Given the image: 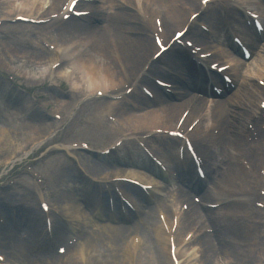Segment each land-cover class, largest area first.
I'll list each match as a JSON object with an SVG mask.
<instances>
[{"label":"bare ground","instance_id":"1","mask_svg":"<svg viewBox=\"0 0 264 264\" xmlns=\"http://www.w3.org/2000/svg\"><path fill=\"white\" fill-rule=\"evenodd\" d=\"M13 0L7 1V8L9 9L8 15L11 13L12 16H26V17H33L35 14V8H38L39 6L42 8V2L43 0H18L21 2V4H24L29 12L26 10V8H23L21 11L16 10L19 9L14 4H12ZM68 0H51V9L49 10V15L58 13L62 6L66 3ZM97 2L103 3V6H108L110 9L108 12L105 8H96V11L102 16L103 22L110 24L114 22L115 18L116 20L122 19L121 17H126V19L130 16H132V12H130L129 9H134L138 12V15H140L143 12V8H141L143 5L147 6L150 5V10L153 13V17L158 14L157 12H161L163 16V25L167 29L168 32L171 31V29L178 27L179 23H184L185 26L187 23V19L185 21V13H180L175 11V9L178 8L179 5H188L195 4V0H96ZM40 4V5H39ZM86 5V4H85ZM90 5V4H88ZM87 6V5H86ZM90 9H83L80 11H87L91 9H95V6H90ZM156 10V12L154 11ZM34 10V11H33ZM27 11L28 13H26ZM24 12L25 15H21L19 13ZM207 12H204L202 15L205 17ZM111 14V15H108ZM121 14V15H120ZM95 13L87 17L86 19L96 18ZM12 17V18H14ZM202 17V16H201ZM111 18V19H110ZM123 18V19H124ZM83 19V18H82ZM110 19V20H109ZM69 24L67 22V26L64 28V25L61 27L58 33V37H62V39L56 40V48H58V51L55 54L43 56L38 55L39 60V66L40 68H43L44 66H48L53 56H60L62 52V47H64L63 52L67 51V48L70 45H79L84 47V44L90 43L89 50L91 51L89 55H87V52L82 56L78 53V48L76 47L74 50L71 48L70 52L72 54L70 55L71 61L70 65L75 66L78 68V75L77 78L79 79V82L81 80H87L93 90L97 89H114L119 86V83H123L127 79L130 81H133L134 79V73L133 69L135 68V65L137 63H140L143 61V57L147 55L148 53H151L154 49V44L147 43L146 45H141L138 43L137 40H128L127 38L122 37H114L113 32H111V29L107 30H98L95 28V30H92L91 33L84 38L80 34V29L83 26V24H80L78 21L73 20ZM128 21V20H127ZM209 22V17L207 16L204 19V22ZM124 22V21H123ZM236 22L241 23L240 20H236ZM210 23V22H209ZM53 24H57L54 22ZM204 24V23H203ZM143 25H145L143 23ZM182 25V26H183ZM195 25V24H194ZM183 26V27H184ZM214 28L213 35H215V30H219L218 24L216 21H214V24H212ZM182 27V28H183ZM64 28V29H63ZM86 29V28H85ZM84 29V33H87V30ZM134 31H137L136 29H133ZM83 33V32H82ZM188 35H192V37L198 36V32L193 29V26L190 27L189 31L187 32ZM203 35V34H202ZM107 36H110V38L114 39L116 42V49L120 51V55L117 56L118 59L114 58V63H111L107 60H103L102 58V51L105 49V38ZM205 35H203L204 37ZM152 37V33H151ZM206 38V37H205ZM211 41V39H209ZM59 43V44H58ZM72 43V44H71ZM216 46H213V49L216 51L217 56L220 57L221 60H230V53L222 52L221 44L222 42L217 39L216 40ZM205 44H202L204 46ZM174 47V46H173ZM221 48V49H220ZM112 50V47L110 48V51ZM264 48L262 49V51ZM16 52V51H15ZM141 56L139 59L134 57L135 55L140 54ZM171 52V51H170ZM61 53V54H60ZM89 53V52H88ZM169 53V52H168ZM167 53V54H168ZM113 55V53H112ZM170 56V55H169ZM173 56V57H172ZM179 56H183V52L181 49H175L174 54H171L170 57H172L170 60L173 61L174 66L169 68L168 73L175 74L177 77L181 76H188L189 78H186L187 85L198 87L199 83L197 81V75H193L192 66L190 63L185 62L184 60L181 61V58ZM146 60V59H145ZM130 63V64H129ZM129 66L130 69L127 68ZM263 71H257L258 74H261V76H264V65L262 66ZM128 70V71H127ZM43 73V72H42ZM69 73V72H68ZM133 75V76H132ZM132 76V77H131ZM245 77H242L240 81V87L238 84V88H240V92L236 93V95L232 96V98L226 99L224 102L216 103L212 105H207L206 103L201 104L200 102H197L195 106L192 107V110L188 117L186 118V124L189 125L188 122L192 121L194 122V118H201V122L203 124L196 127V135L198 137H201L205 135L203 132L204 127L207 124L216 126L220 123L226 124V138L225 142H222V144H217L215 141V138L212 136L207 135V138L210 139L211 143H208V146L210 149H213L214 153L221 157V166L225 163L227 166V174L223 175L221 172L217 173L216 178H214L216 186L214 193L215 194H209L204 193L202 196L203 198H207L210 200H216V198H221L222 195L227 194L228 192L231 193V197L236 198L237 194L235 189H233L230 184L233 183V181H236L238 185H241L243 192L246 194H249L253 198L256 197V188L258 187V182H253L254 186L252 185L251 179L253 175H248L247 173L243 172V170L239 167H235L229 164L228 160L232 162L233 156H236L239 153H245V154H253V156L257 157L260 153V151L264 150V145L260 146H253V145H246L242 142V130L237 129V125L243 121L248 124L255 123L258 124L261 121L260 118V103L261 101H264V88H256L255 92H247L248 90V84L246 83V80L244 82ZM174 82L179 83L178 80H175ZM126 83V82H125ZM185 85V86H187ZM133 93H137L136 96H130L127 98H124L120 102H108V106L105 105L99 106L98 114L101 115L102 113H107L108 111H111L113 107L120 106L121 110L124 111V109L128 108L127 112L124 111L128 116L124 118L123 121L129 120L131 121V127L130 131L134 132L135 130L139 129H145V128H165V129H174L176 126V123L180 116L183 115L185 112V107L190 105V100L185 101V96L182 98H179L177 101H180L182 103H167L165 101V98L162 96H158L157 103L162 104L163 106L160 107L158 110H151V111H143L140 109L142 103L139 102V105L137 100L138 98H142L141 94L137 92V90H133ZM131 94V95H132ZM16 102L18 99H21L24 103L21 104L23 109L27 107L29 113L32 114V116H38V113L36 109L33 107L27 106L25 104V99L21 95H12V98ZM244 102H252V105L250 109L244 108L242 105V101ZM258 103V108H257ZM68 102L65 103L67 105ZM26 105V106H25ZM147 107L148 102L145 104ZM135 106L136 109H135ZM139 106V109H138ZM229 115L231 117L230 121L227 120H221L225 119L226 115ZM181 118V117H180ZM194 120V121H193ZM264 122V121H262ZM247 124V125H248ZM239 126V125H238ZM106 129V128H105ZM37 131L34 133L35 137L41 136L43 132L46 130L44 126H40L36 129ZM41 130V131H40ZM240 130V131H239ZM107 131V129H106ZM44 138V137H42ZM11 141L8 137L5 138L4 135L0 133V146L3 144L8 143ZM152 144H155V141L159 140H151ZM161 142V141H160ZM178 142H168V148L166 151L159 149L158 145H154L158 151L164 155L165 158L168 160H174V153L173 149H175V146ZM254 151V152H253ZM253 152V153H252ZM227 153V157L225 154ZM255 171V168H254ZM253 180V179H252ZM94 188L92 186L85 185L82 189V193L84 194L87 201H89L91 204L94 202ZM205 200V199H204ZM173 200H166V203H171ZM235 205H239L238 201H235L233 204L229 203L225 205L223 208L218 210H208L207 213H209V216L212 220V223L215 227V235L219 238L220 245H222L221 250H226L228 254H234L235 252H240L241 255L244 256L246 252L250 254L251 252H255V247L253 246L252 249L248 248L245 249L243 246L241 249V244L246 245L247 241L255 242L257 239L253 237L245 228V225L241 222L235 221L232 219V213H227V210L229 207L238 208ZM244 213L248 216L250 222L253 218V215L260 214L261 212H258L254 209H244ZM197 213V208L193 206V214ZM168 217L171 215V210L168 209L167 212ZM150 216L145 218L144 227L146 229V232H144V236L146 238L147 245H151L150 252L153 255V258L155 260V264H168L169 260L167 259V238L165 234L160 230L159 224H153V227L150 226ZM155 226V227H154ZM183 227V224L181 225ZM149 230V231H148ZM109 232V231H108ZM103 235V234H102ZM112 237L115 238L117 243H119L120 238L117 235H113ZM113 238V239H114ZM230 238L238 239V243L231 246ZM258 240H260L258 238ZM264 240V238H263ZM22 244V243H21ZM201 247L205 248L207 255L209 251L211 250V244L210 240L207 237H204L200 242ZM117 249L119 251H122V246L120 244H116ZM244 249V250H243ZM83 253L80 254V263L84 259L82 256ZM15 259L16 264H32V260L30 258V254L27 249H24L22 245L18 246L16 248V255L13 258ZM128 260V251L123 256V260L121 263H114V264H127ZM14 263V264H15ZM210 264H223V259L218 260L215 259L213 261L209 262ZM238 262V264H240ZM4 264H9L6 261ZM255 264H264L257 260H255Z\"/></svg>","mask_w":264,"mask_h":264},{"label":"rangeland","instance_id":"2","mask_svg":"<svg viewBox=\"0 0 264 264\" xmlns=\"http://www.w3.org/2000/svg\"><path fill=\"white\" fill-rule=\"evenodd\" d=\"M15 1H16L15 3L16 6L21 5L20 1L18 0H15ZM1 2L2 0H0V3ZM8 12H9L8 8L4 9L0 5V19H4L5 16L8 14ZM121 18L122 19H119V20H116L117 18H115L114 22L110 23V25H108L105 22L95 24L93 27L94 28L93 30H95V28L101 31L111 29V32H113L114 34L113 38L122 37V38H127L130 41L135 39L139 41L138 43H140L141 45H144V42H143L144 36L142 34L143 27L142 25L140 26V24H138L136 17L132 15L128 17L127 19L126 17L125 18L121 17ZM91 20L92 19H89V21ZM127 20H129V22H127ZM70 22L74 23L73 20H71ZM81 23L83 24V26L80 29L81 31L80 33L84 32V29L86 28V25H84V22H81ZM5 25L6 26L3 28V30L0 31V44H4V47L6 48L5 55L7 57L10 56L11 58H13L11 55L13 53L15 54L17 58L15 61H12L5 56H1L2 52L0 50V73L3 74L5 73L6 70L18 71L21 79H20V82L16 84V86L19 87V89H23L31 93L35 97V99H38V101H42V100L43 101L41 102L42 106L40 105L39 107L37 106V103L34 102L36 106L38 107V109H36L38 116H34L33 121L29 119L30 117L29 115L27 118L23 120H18L14 123H11L10 119L6 117V114H5L7 111L0 112L2 114L0 115V120L2 121L1 124L3 125L4 129L15 130L14 132L19 131L18 136H15L10 133L6 134L3 130L2 132L0 131V133L4 135L5 138L8 137L11 140L8 143L0 146V172L5 171V173L2 175L4 176L7 172L11 171L10 162L14 160L12 158L17 156L21 149L26 150L31 145L33 140H37V139L39 140V139L46 138L48 134H50V132L52 130H55L56 128L62 127L64 130L58 136L57 139L55 136H53L52 140H50L46 145H44L39 151L35 153V156H38L49 145L54 146V144L57 143V141L72 142V141H78L80 139L84 140L80 137H76V138L73 136L69 137V130L76 127V125L73 122H65L64 124L58 123L57 121L53 119L54 113H60V114L62 113L63 115L65 114L68 115L70 113H73L75 119L79 121V128H78L79 131L86 130L88 134L95 137L97 140L96 143L101 149H105L106 147H109L112 144H114L115 140L119 138L117 137L119 133H117L116 135L112 133L110 137L109 136L110 134L107 131L102 132L101 130L98 131V129L94 130V129L84 128L85 125H93L95 128H98V127L102 128V125L106 124L104 121V115L100 117L99 121L96 120V117L94 116V113L98 112V110L100 109L99 103L101 100H96V99L85 100L80 95L75 96L74 97L75 99L73 98L71 100L70 99L71 94L69 93L70 92L69 83L68 82L64 83V80H63L64 78L62 77V75L60 74L57 75V73L59 72L57 73L53 72L49 74V67L47 70H45L44 68H40L41 66H39L38 63L34 65L35 62L39 61L38 55L47 56L52 53L51 51L42 47L41 41L44 40L50 44V42L54 41L55 39H59L58 37L56 38H53L54 36L51 37L54 34L53 33L54 29L53 28L47 29L45 31L47 34L40 32L39 37H32L33 32L25 27H22L20 25L11 24V23H6ZM133 29H136L137 31H134ZM173 30H175V28L174 29L172 28L171 32ZM23 32L27 33V37L23 36ZM135 32H138L143 37L130 36V34H134ZM126 35H129V36H126ZM52 38L54 40H51ZM31 39H34V40L32 41ZM60 39H62V37H60ZM104 44H105V49L102 51L103 60L104 61L107 60L111 63H114V60L111 58L110 48L116 45L115 40L110 38V36H107L105 38ZM88 52H87V55H89L91 51L89 50ZM140 56H141V52L140 54L135 55L134 57L139 59ZM148 56H149V53L143 57V60L145 61V59H147ZM216 58H219V57H216ZM259 60L260 58H256L255 61L251 60L252 62L250 61L248 67L250 68L252 67L250 66V64L252 65L258 64ZM262 61H264V58ZM49 65H51V63ZM140 67H141V64L137 63L135 65V68L133 69V73H136ZM127 68L130 69L129 66H127ZM8 71L6 72L10 74ZM54 75H57V77H55ZM154 76H158V75H154ZM49 78L53 84L49 83L50 81L48 80ZM0 79L8 83L5 80V78H2V75H0ZM1 82L2 81L0 80V83ZM9 85L14 87L12 84H9ZM11 91L13 93L16 92L13 90ZM62 98L67 99L68 101H63ZM6 99L9 100L6 97H3V98L1 97L0 104L3 105L4 103L9 102L10 105L17 107V105H15L13 101L11 100L7 101ZM79 101L83 102V104H80V105L77 104V102ZM66 102H68L67 105H65ZM103 104L105 103H102V106ZM40 107L42 108L39 109ZM18 109L19 108L17 107V110ZM40 126H44L46 130L43 132L41 136L35 137L34 133L37 131L36 129ZM123 152L124 151L122 149L120 152H115L114 154H116V157L117 156L122 157ZM57 154H61L63 157V154L57 151L53 152L48 157V158L51 157L49 160H52L49 164V167H50V172L52 173L53 176H57L56 162L57 161L63 162L65 159V157H63L64 158L63 159L60 155H57ZM76 158L77 160L79 159L81 160L82 163H84L85 174L93 180H96V179L102 180L104 178V175H107V174L116 175V173L121 171L122 165L117 161L115 162V160L114 162L110 163L113 165H110L109 167H105V166L100 165V164H104L100 160L92 159V157L90 159L88 156L87 162L88 161L94 162L97 165L101 166L100 169H98L97 167L95 168L91 167L90 169L86 167L85 158L83 156L77 155ZM30 161L31 160L28 159V160H24L23 162L17 163L14 167V170L9 172L7 176L5 177L2 176L3 179L2 178L1 179L2 180L6 178L13 179L14 183H16L13 186L16 191L22 190L23 193L28 195L30 200H35L39 190L36 191V185L34 183V180L32 179L31 175L28 173L27 167H25ZM65 161H69V160L65 159ZM228 162L230 165L234 166L233 158H232V162H230L229 160ZM69 163H67L66 166L59 172L58 177L60 180H62V178L64 180V178L67 176L65 174V176L63 177L64 171L66 169L67 170L71 169L72 164H69ZM44 164H45L44 161L38 162L35 167V169L41 174L42 173L44 174V171H43ZM224 165H225V169H227L226 164ZM69 178L70 179H68L67 181H71L70 183L69 182L61 183L59 179L57 180L56 191L59 193V197L55 200V204L57 205V207L61 205H66V208H67V205L69 203L76 201V199H74L72 195L73 193L72 190L77 187H80L81 184L77 182V179L71 177V175L69 176ZM113 179H114V176H113ZM95 185L98 186V184H95ZM157 216H158V212L156 211L153 214V219L152 217L150 219L151 227H153V222L154 223L158 222ZM36 217L37 215L32 218H29L28 221L21 219L22 226L18 225L16 227L21 230H25V233H26L25 235L28 240H31L32 238L35 237V235L37 236L40 232L43 231V227H44L43 220L41 218L37 219ZM88 218L89 219L87 220V223L80 225L82 226L83 229H85V233H84L85 238L84 240L80 242L82 244L83 252H86V254L87 252L91 253L87 264H114L116 262L121 263L123 260V256L126 253V250L132 248L131 247L132 245L131 237L134 235L141 236L143 238L145 237L144 232H146V229L142 227V224L140 225V221L138 219L135 220L134 224H128L123 227L122 235L120 234V238L124 239V241L126 242L122 241L121 243H117L115 238L113 237L114 238L113 239L108 234V231L114 229L115 228L114 226L116 225L110 224L107 222L96 223L90 220L91 217L88 216ZM116 227L121 228V226H116ZM118 228H115V229H118ZM10 229L12 230L14 228H10ZM8 232H9V229H0V237H2L5 233H8ZM184 232L185 231H183L181 235H183ZM13 233L18 234V232L15 230L13 231ZM65 233H68L71 235L72 231L70 233L65 231ZM52 234L54 235V238L58 237L56 236L55 233H52ZM59 239L57 240L59 241ZM13 240L15 241L16 238H13ZM230 241H231V246L239 242L238 239H234V238H230ZM116 244H121L123 252H119ZM252 244L253 242L247 241L246 245L241 244L242 245L241 249L243 246H245L244 247L245 249H248V248L252 249L253 248ZM15 245L16 244H13L11 246H15ZM13 248L14 247H12L10 250H7L9 254L8 259L11 264L15 263V259L13 258L16 255V250H14ZM150 248H151V245H146V241H145V246H143L142 250L137 252L135 255L134 261L136 264H139L138 258H137L138 256L140 257V261H141L140 264H149L147 262L148 259H150L151 264H155V260L153 258V255L150 252ZM252 254L254 255L255 252H251L250 254L246 252L244 256L241 255L240 252H235L234 254H228L226 250L223 249V251L221 250V252L217 256L223 259L225 258L232 259V260H235L236 262L241 261L240 264H253L254 259L250 260L251 257L253 256ZM71 255L72 254L68 255L67 258L65 259L57 258L54 252L51 251L50 247H48L47 250L40 255L38 253H32V256H34L35 258L37 256H40L44 261H48V262L53 261L55 262V264H75V261L77 259L75 256L71 257ZM255 259L258 261V257L255 256ZM127 264H130L129 259L127 260Z\"/></svg>","mask_w":264,"mask_h":264}]
</instances>
